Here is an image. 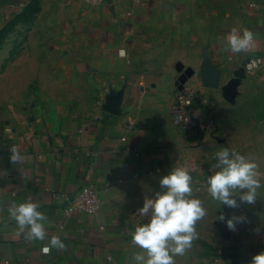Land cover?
Here are the masks:
<instances>
[{"label": "crops", "instance_id": "1", "mask_svg": "<svg viewBox=\"0 0 264 264\" xmlns=\"http://www.w3.org/2000/svg\"><path fill=\"white\" fill-rule=\"evenodd\" d=\"M22 13L27 28L58 37L59 56L56 75L42 77L40 102L11 106L16 120L0 128V264H133L139 246L132 233L145 219L135 213L143 199L162 191L160 177L186 169L191 197L199 194L210 205L206 180L219 170L213 154L226 147L264 165V155H245L255 145L257 123L264 124V0H105L101 6L0 0V33ZM233 29L253 32L250 49L231 52L226 36ZM250 59L262 66L247 74ZM208 65L218 76L216 87L203 80ZM230 84L232 101L225 98ZM185 88L212 101V132L174 123L170 108ZM19 97L12 86L9 98ZM13 150L19 160H11ZM258 178L264 184V173ZM86 186L100 192L101 212L66 217L65 202L54 193ZM263 194L261 186L256 195ZM23 202L37 203L46 216L45 240L29 239L10 216L9 207ZM259 210L256 202L233 209L245 218L236 225L238 247L222 256L216 251L206 264H250L264 251ZM53 236L65 247L43 253ZM211 241L221 242L218 236Z\"/></svg>", "mask_w": 264, "mask_h": 264}, {"label": "clouds", "instance_id": "2", "mask_svg": "<svg viewBox=\"0 0 264 264\" xmlns=\"http://www.w3.org/2000/svg\"><path fill=\"white\" fill-rule=\"evenodd\" d=\"M226 39L231 52L241 53L252 47L254 34L249 29L238 34L233 29ZM119 55L124 57L126 51L120 49ZM10 158L16 161L21 157L13 150ZM215 158L213 167L219 170L206 180L211 198L229 209L239 207L240 203H254L257 189L261 187L258 165L242 153L230 151L226 147L215 153ZM159 186L162 191H155L152 196L143 199L142 206L135 213L145 218L132 233V243L147 253L146 261L140 254L134 258L143 264H175L174 257L183 255L198 237L196 223L207 214L202 201L191 197L192 176L186 169L176 167L168 171L159 178ZM234 190H239V194L233 195ZM237 196L239 201L235 198ZM8 212L21 231L27 229L29 239L43 241L47 238L44 224L47 218L37 203L13 204ZM221 220H225L229 230L235 231L237 223L244 222L245 218L229 216L226 219L223 213ZM64 247L60 237L53 236L42 252L47 254L52 248ZM250 264H264V251L254 255Z\"/></svg>", "mask_w": 264, "mask_h": 264}, {"label": "rangeland", "instance_id": "3", "mask_svg": "<svg viewBox=\"0 0 264 264\" xmlns=\"http://www.w3.org/2000/svg\"><path fill=\"white\" fill-rule=\"evenodd\" d=\"M23 13L17 20H14L15 17L7 20L0 33V47L3 46L0 50V128L2 129H6V122H10L11 119L16 120V117L10 113L11 106L12 108L17 106L21 110L40 102L37 94L42 92L44 73L50 71V75L54 76L57 70L54 65L59 56L56 48L58 37L44 35L42 29L36 28L39 27L36 25L27 28L28 22ZM12 86L13 89L15 86L18 89L20 97L17 101L9 98ZM70 86L72 87L68 85V88ZM252 136L257 138L255 145L246 149L245 155L250 152H253V155H264V124L258 122ZM212 156L215 157V154ZM257 165V172L263 174L264 165L261 163ZM196 198L202 201L207 214L196 223L198 237L192 241V246L183 255L174 257L175 264H206L207 261L203 259L214 255L216 251L218 256H222L224 253L235 251L238 247L236 230H229L225 220L221 219L223 213L227 219L229 216L239 217V212H234L224 205L221 208V202L219 204L216 200H213V203L211 201L210 205L205 204L204 197L199 194ZM235 198L238 200V197ZM255 202L260 206L259 220L264 221V194L257 196ZM216 236L220 238L219 244L211 241L212 237ZM227 241H230L229 245H222ZM137 254L143 255L145 261L147 260L146 251L140 247ZM227 258L234 262L232 255H228ZM133 264H143V262L134 259Z\"/></svg>", "mask_w": 264, "mask_h": 264}, {"label": "built area", "instance_id": "4", "mask_svg": "<svg viewBox=\"0 0 264 264\" xmlns=\"http://www.w3.org/2000/svg\"><path fill=\"white\" fill-rule=\"evenodd\" d=\"M91 6H101L105 0H85ZM262 66L261 59H250L245 64V73L251 74ZM174 123L185 129H193L199 133L212 132L216 124V110L212 101L200 97L197 91L183 89L172 103L170 108ZM55 201L64 200L60 210L68 217L74 213L97 215L102 210L100 192L94 187H82L71 195L54 193Z\"/></svg>", "mask_w": 264, "mask_h": 264}, {"label": "water", "instance_id": "5", "mask_svg": "<svg viewBox=\"0 0 264 264\" xmlns=\"http://www.w3.org/2000/svg\"><path fill=\"white\" fill-rule=\"evenodd\" d=\"M237 76L240 78L244 77V70H240L237 73ZM217 79H218V76L216 75L214 68L211 65H208L205 72H204V75H203V80H204L206 86L216 87L217 86ZM234 88H235V84H230L227 88V91L225 93V98L228 101H232V96H233L232 92H233Z\"/></svg>", "mask_w": 264, "mask_h": 264}]
</instances>
